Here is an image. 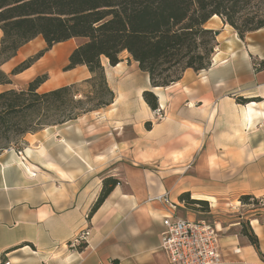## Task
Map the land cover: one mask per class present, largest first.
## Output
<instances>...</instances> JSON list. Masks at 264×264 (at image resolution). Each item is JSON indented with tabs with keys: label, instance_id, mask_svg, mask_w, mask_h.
Returning a JSON list of instances; mask_svg holds the SVG:
<instances>
[{
	"label": "crops",
	"instance_id": "0c3cea01",
	"mask_svg": "<svg viewBox=\"0 0 264 264\" xmlns=\"http://www.w3.org/2000/svg\"><path fill=\"white\" fill-rule=\"evenodd\" d=\"M80 41L71 38L53 44L30 67L13 75V84L46 73L47 80L39 86L46 91L88 78L84 65L63 70ZM217 41L207 70L186 69L166 87H151L147 73L126 51L115 66L101 57L114 92L110 105L27 133L20 156L10 150L0 153V264H169L159 245L161 220L170 212L148 198L169 191L173 199L194 190L201 194L196 198L211 203L209 214L219 231L223 264H264V216L254 210L244 215L245 205L223 201L233 187L211 181L214 174H226L247 159H257L248 164L262 175L257 189L264 197V152L253 145L259 138L248 134L261 124L264 127V115L244 129L243 105L228 95L260 98L254 102L264 112V67L254 63L264 61V26L240 39L226 24ZM45 48L43 38L36 36L1 68L9 73ZM11 85H0V91ZM144 90L157 96L156 110L145 103ZM22 159L29 170L18 165ZM194 159H198L196 170H189ZM203 170L209 178L194 177V171L202 175ZM109 175L119 183L88 218L101 180ZM32 177H37L36 183H31ZM187 215L196 218L192 211ZM243 220L257 236L259 252L239 233ZM84 230L88 235L79 242L84 246H71Z\"/></svg>",
	"mask_w": 264,
	"mask_h": 264
},
{
	"label": "trees",
	"instance_id": "16d2710c",
	"mask_svg": "<svg viewBox=\"0 0 264 264\" xmlns=\"http://www.w3.org/2000/svg\"><path fill=\"white\" fill-rule=\"evenodd\" d=\"M214 15L243 39L264 26V0H0V85L13 84L12 76L30 67L44 50L71 38L81 41L69 53L63 70L84 65L90 73L81 82L40 91L48 78L42 73L24 88L0 91V152L12 142L24 145L27 133L110 105L114 92L107 84L101 57L115 66L126 51L147 73L151 87L177 82L186 69L207 70L218 46L217 31L205 26ZM39 35L46 48L5 73L2 64ZM261 64L263 68L264 61ZM83 84L86 90L79 89ZM142 97L151 110L158 108L151 90H144ZM236 100L246 104L256 99L239 96ZM118 183L114 176L102 178L88 218ZM179 198L188 206L207 204L203 199H189L188 191ZM251 198L250 194L240 196L243 203ZM239 233L259 252L258 238L247 221L240 222ZM83 246L80 243L78 248Z\"/></svg>",
	"mask_w": 264,
	"mask_h": 264
},
{
	"label": "rangeland",
	"instance_id": "374dc122",
	"mask_svg": "<svg viewBox=\"0 0 264 264\" xmlns=\"http://www.w3.org/2000/svg\"><path fill=\"white\" fill-rule=\"evenodd\" d=\"M225 23L223 22L222 18L214 15L213 17H211L205 24L206 27L208 28H212L214 30H216L217 32H220L222 30H224L225 28ZM228 25V24H227ZM218 35V34H217ZM1 36V35H0ZM254 61V60H253ZM255 64H257L258 68L262 67V64L260 61H254ZM60 70H62L60 68ZM59 72V71H58ZM198 79V81L200 83L203 82V80L201 79L202 76L198 77V75L195 77V79ZM196 79V80H197ZM28 81H20V82H15L13 85H11V87L16 88V89H21L24 88L26 86ZM88 87L86 85H80L79 89L80 90H86ZM42 91V90H40ZM233 96H231V94H228L230 97L233 98L234 102L237 103V98L240 96L242 98H245L239 94H237V92L232 93ZM255 101H259L260 98H255ZM202 103H198L197 105H201ZM240 105H244L242 103H237ZM196 105V104H195ZM156 118L158 119L160 116L158 113H156ZM150 125V122L148 123ZM249 130L248 134L254 135V138H259V141L254 143L253 145L256 147V151L258 152H264V127L261 125L257 126V128H253L252 131ZM22 147H24V145L22 144V142H12L10 143L5 149H3L0 153H3L4 151H9L12 152L14 151V153L18 154L20 156V152L22 151ZM19 148V149H17ZM34 159V158H33ZM248 161L246 163H243L241 166H237L232 168L231 170H229L226 174H214L213 177L211 178V181H214L216 183H219L220 185H222L223 182L230 184V186H232L233 188L230 189L229 191H227L228 193H226L225 198L223 199V201L225 202H231L233 205L235 206H240V205H245L244 207V211H242L244 213V215H247L249 213L246 212V210H254V211H258L260 214H262L264 216V197L259 195V190L257 189V187L260 184L261 181V176L259 174L260 171H258V168L252 167L250 166L251 164H248L249 162L252 161H256L257 159H247ZM198 159H194L191 160L190 163L187 165V167H192L189 170H196L194 169L196 164H197ZM20 162V160L18 161V163ZM23 164H18L19 166H21L24 171L29 170V165L26 164L25 160L22 159ZM258 162V161H257ZM264 162V160H263ZM89 166V165H88ZM203 173H201L202 175H198V173H195L194 171V177L197 178H201L202 176L207 179V173L206 170L202 171ZM191 173V172H188ZM31 176V175H30ZM33 179H31V183H36L37 177H32ZM209 178V177H208ZM102 181V180H101ZM215 183V186L218 185ZM170 195V197L172 196V194H170L169 191H167ZM189 192V199H200V198H196L197 196H200L201 194H197L196 191L194 190V192ZM175 192H173L174 195ZM243 194H250L251 196H253V198L248 200V203H243L240 200V196ZM215 197V196H214ZM178 202H182V200L179 198V194L176 197H173V200ZM215 199V198H214ZM211 200V199H210ZM216 201V199H215ZM207 204H196L194 203L193 205H186L185 202L183 201V206H185V208L181 205L178 206V214L179 215H183L185 217H187V212L188 211H192V213L195 214L197 219H203L209 223H213V218H212V214H209L210 211V201L206 200ZM90 209V207H89ZM89 209L87 211V215L89 212ZM246 212V213H245ZM245 220H243L244 222ZM246 222V221H245ZM240 230V227H239Z\"/></svg>",
	"mask_w": 264,
	"mask_h": 264
},
{
	"label": "built area",
	"instance_id": "2783aa9c",
	"mask_svg": "<svg viewBox=\"0 0 264 264\" xmlns=\"http://www.w3.org/2000/svg\"><path fill=\"white\" fill-rule=\"evenodd\" d=\"M148 201L163 204L169 209L170 213L161 220L163 233L159 245L169 264H223L219 231L213 223L179 215L177 209L181 204L171 199L168 192L149 197ZM87 235V230H84L70 241V245L79 244ZM261 257L264 261V253Z\"/></svg>",
	"mask_w": 264,
	"mask_h": 264
},
{
	"label": "bare ground",
	"instance_id": "6f19581e",
	"mask_svg": "<svg viewBox=\"0 0 264 264\" xmlns=\"http://www.w3.org/2000/svg\"><path fill=\"white\" fill-rule=\"evenodd\" d=\"M70 45L71 43H66ZM257 103L254 101H250L247 104H244L241 109L240 118L243 121L244 129L249 130L253 126V119L258 115L263 116L264 112L258 110L256 108ZM262 105V103H261ZM264 111V110H263ZM29 152V151H28Z\"/></svg>",
	"mask_w": 264,
	"mask_h": 264
},
{
	"label": "water",
	"instance_id": "95a60500",
	"mask_svg": "<svg viewBox=\"0 0 264 264\" xmlns=\"http://www.w3.org/2000/svg\"><path fill=\"white\" fill-rule=\"evenodd\" d=\"M216 34H218V32H216Z\"/></svg>",
	"mask_w": 264,
	"mask_h": 264
}]
</instances>
